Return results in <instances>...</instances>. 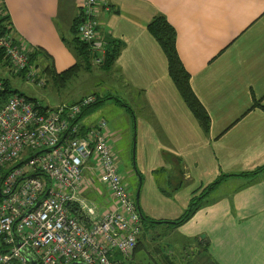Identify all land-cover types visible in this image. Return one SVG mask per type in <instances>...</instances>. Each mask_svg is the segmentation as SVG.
<instances>
[{
  "label": "crops",
  "instance_id": "0c3cea01",
  "mask_svg": "<svg viewBox=\"0 0 264 264\" xmlns=\"http://www.w3.org/2000/svg\"><path fill=\"white\" fill-rule=\"evenodd\" d=\"M0 1L15 38L35 52L33 64L55 73L69 68L82 0ZM98 4L100 36L119 49L113 68L148 111L140 116L129 172L140 177V212L165 222L166 237L182 238L170 254L185 257L186 264H264V0ZM158 15L176 31L179 60L211 118L208 131L186 104L149 30ZM85 177L89 185L81 195L98 206L99 216L112 196L97 172ZM194 197L197 211L174 226Z\"/></svg>",
  "mask_w": 264,
  "mask_h": 264
},
{
  "label": "built area",
  "instance_id": "2783aa9c",
  "mask_svg": "<svg viewBox=\"0 0 264 264\" xmlns=\"http://www.w3.org/2000/svg\"><path fill=\"white\" fill-rule=\"evenodd\" d=\"M77 37L93 62L104 64L108 43L100 36L98 0H82ZM0 1V55L11 75L46 84V73L31 62L33 52L5 29ZM10 29V31H9ZM0 78V264H123L133 257L143 231L136 197L123 181L105 119L84 123L87 95L75 103L47 107L20 92L5 94ZM38 151L22 160L28 151ZM96 171L112 196L98 206L83 197L86 175ZM120 255L121 258L115 256Z\"/></svg>",
  "mask_w": 264,
  "mask_h": 264
},
{
  "label": "rangeland",
  "instance_id": "374dc122",
  "mask_svg": "<svg viewBox=\"0 0 264 264\" xmlns=\"http://www.w3.org/2000/svg\"><path fill=\"white\" fill-rule=\"evenodd\" d=\"M102 38L105 39L103 36ZM74 52L75 60L70 63L69 68L76 63L80 67L71 78H62L61 80L56 79L53 75H46V84L38 87L21 76L11 75L9 67L3 59L0 60V76L9 80L12 90H17L30 99L41 101L49 108L63 103H74L77 99L87 97V95L99 96L102 102L89 112L92 114L83 122H96L99 119H105L108 122L109 140L111 146L115 149L123 181L135 199L140 177H136L129 172L133 170L132 163L135 164L134 153L136 148L139 147L137 132L141 123L140 116L147 114L148 111L146 112V109L141 108L142 98L138 97L135 91L127 86L123 76L115 71V67L106 70L101 67L105 63L95 64L91 54L83 59L78 55V52ZM41 68L43 69V67ZM43 72L45 73V69H43ZM117 99L121 100L122 103L118 102ZM127 106H130L134 113ZM37 152L29 150L22 155V160ZM138 152L140 151L138 150ZM136 155L139 156L137 151ZM123 159L126 161L124 162ZM124 164L126 165L125 168L122 166ZM151 215L156 217V215ZM154 221L156 223L145 222L147 229L140 235L141 244L136 250L137 256L135 259L124 260L123 264H171L168 263V259L173 264H186L185 257L180 256L177 259L170 254L176 242H181L182 238H179V236L176 238L166 237L164 232L165 222L161 223L157 218H154ZM152 234L155 238H152ZM164 255H166L165 258ZM174 255L177 257V252ZM189 262L190 264H197L195 259Z\"/></svg>",
  "mask_w": 264,
  "mask_h": 264
},
{
  "label": "trees",
  "instance_id": "16d2710c",
  "mask_svg": "<svg viewBox=\"0 0 264 264\" xmlns=\"http://www.w3.org/2000/svg\"><path fill=\"white\" fill-rule=\"evenodd\" d=\"M2 20L4 22L3 27L5 29L7 28L8 30V25H11V21L8 17V14ZM80 22H81V17L79 16V18L76 19L73 25V29L76 36L74 39L75 49L73 48L72 50L78 52V55L81 56L83 59H85L91 54V52L88 45L86 43H82L77 37V31H78L77 27ZM148 25L152 36L155 37V39H157L161 49H163L166 55V58L168 60V71L170 72V75L174 83L177 85L179 92L181 93V95H183L186 104L188 105V107H190L196 119H198V121L200 122L202 128L205 131H208L211 124V118H209V115L205 110L204 106L201 105L197 96L194 94L191 84L189 83V79H190L189 73L184 69L181 60H179L178 52L176 48L177 36L174 27L171 24H169L168 20L163 15L156 16ZM107 51L108 52H107L106 60L104 62L105 64L102 65L101 67L106 70H109L114 65V61L119 54V49L118 46L116 45H109ZM34 56H35V52H33L31 55V62ZM0 60H2L1 55H0ZM79 67H80L79 64L76 63L72 67L62 71V73H55V71L51 69V67H45V73L48 76L53 75L56 79L62 80V78H71L74 75V73L77 70H79ZM0 78L2 77L0 76ZM2 79H5V84H6L5 94L18 92L17 90H12L10 88V83L7 78L3 77ZM97 99L98 100L96 103H94L91 107L87 108L84 115H86L87 112H90L91 110L99 106L102 100L99 98V96H97ZM118 102L122 103L121 100H118ZM127 107L128 109H130L131 112H133V109L130 106ZM209 188L211 189L212 186H209ZM195 199L196 198L194 197L191 200V204L189 205L185 213H183L181 217L177 218L173 222L174 226L175 225L178 226L186 223L187 220H189L194 215V212L197 211L199 207V203L196 202ZM140 214L142 216V222H146V223L155 222L154 219L152 218L150 219L149 217L145 216L142 212H140ZM140 244H141V240H139V243L134 252H136Z\"/></svg>",
  "mask_w": 264,
  "mask_h": 264
},
{
  "label": "water",
  "instance_id": "95a60500",
  "mask_svg": "<svg viewBox=\"0 0 264 264\" xmlns=\"http://www.w3.org/2000/svg\"><path fill=\"white\" fill-rule=\"evenodd\" d=\"M139 198H140V192H139V189H138L137 194H136V204H138V207H139ZM24 254L28 258L30 264H40L38 262L37 257L35 255H33L30 250L24 249ZM70 264H84V263L72 262Z\"/></svg>",
  "mask_w": 264,
  "mask_h": 264
},
{
  "label": "flooded vegetation",
  "instance_id": "af4514ba",
  "mask_svg": "<svg viewBox=\"0 0 264 264\" xmlns=\"http://www.w3.org/2000/svg\"><path fill=\"white\" fill-rule=\"evenodd\" d=\"M123 161H124V159H123ZM125 161H126V160H125ZM125 161H124V162H125ZM122 163H123V162H122ZM122 166H123V168H125L126 165L124 164V165H122ZM132 169H133V163H132ZM133 170H134V169H133ZM135 170H136V169H135Z\"/></svg>",
  "mask_w": 264,
  "mask_h": 264
}]
</instances>
